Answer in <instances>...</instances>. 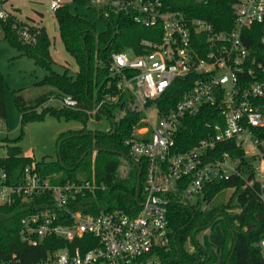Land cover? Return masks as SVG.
Here are the masks:
<instances>
[{"label":"built area","instance_id":"1","mask_svg":"<svg viewBox=\"0 0 264 264\" xmlns=\"http://www.w3.org/2000/svg\"><path fill=\"white\" fill-rule=\"evenodd\" d=\"M9 1L0 0V20L9 21L15 14L5 8ZM165 1L88 0L104 20L118 15L155 29L153 39L141 41L140 52L126 48L110 55L107 66L112 79L105 86L110 92L92 111L96 114L113 105L117 118L127 111L140 113L124 140L129 156L145 165L140 211L129 215L115 209L96 216L83 212L77 198L94 193L95 179L53 184L56 175L43 177L35 164L25 168L24 178L15 184L3 171L0 175V205L44 194L55 198L53 207L22 220L20 237L31 246L50 236L69 245L49 252L36 264H163L158 250L169 248L172 235L167 205L180 186L182 196L191 200L206 185L239 177L245 187L258 184L264 203V140L257 133L264 127V0H236L234 25L226 31H218L206 19L172 11ZM62 5L58 0L50 2L54 12ZM32 27L13 18L12 28L26 44H36L38 32ZM254 33L260 34L257 55L244 38ZM189 77L194 78L192 87L171 104L175 81ZM58 101L69 109L79 105L68 95ZM206 106L215 110L214 122L205 123L211 132L183 150L182 128ZM227 141L242 149V158L229 152L213 158L216 145ZM85 235L92 239H84ZM77 241L90 248L73 247ZM260 245L264 253V239ZM0 264L21 261L13 256Z\"/></svg>","mask_w":264,"mask_h":264},{"label":"trees","instance_id":"2","mask_svg":"<svg viewBox=\"0 0 264 264\" xmlns=\"http://www.w3.org/2000/svg\"><path fill=\"white\" fill-rule=\"evenodd\" d=\"M74 1L89 6L88 0ZM165 2L172 11H181L189 16L206 19L218 31L230 30L234 25L233 5L236 0ZM55 18L64 48L78 65L75 78L69 75L68 70L63 74L53 70L51 41L44 28H41L40 34L37 35L36 44H24L18 40L12 29L13 18H10V21L0 20L4 38L11 46L47 72L37 85L50 86L55 90L38 97L32 103L26 102L19 94L14 95L20 114L21 132L23 134L27 124L44 121L48 116L81 122L83 128L69 130L59 135L58 158L51 163H34L32 158L24 156L22 148L16 144L22 134L13 142L6 141L7 156L0 158V168L7 175L8 182L13 184L22 181L25 168L32 164H35L36 170L43 177L56 175L52 179L53 184L95 179L98 188L94 193L86 192L85 196L77 198V202L82 204L83 212L96 216L118 209L129 215H136L143 202L145 165L140 161L137 163L138 166L133 164L131 161L133 158L129 156L124 140L130 135L140 118V113L127 111L123 117L117 118L113 112L115 106L105 105L95 116L99 119L102 114L107 115L112 122V129L107 132H92L88 130L87 123L96 104L104 94L110 92L105 90L106 84L112 79L107 66L110 55L126 48H134L140 52L141 41L153 39L155 29L138 26L122 16L111 15L105 19L107 30L97 33L94 24L73 14L66 4L55 12ZM244 38L252 53L257 55L261 49L260 34H246ZM99 62L103 65L99 66ZM262 77L264 79V76ZM193 79L189 77L175 81L173 90L175 99L170 101L171 104L178 101L183 93L192 87ZM5 85V78L0 72V123L7 119ZM53 94L58 97L68 95L75 98L79 104L78 108L44 107ZM214 111V107L206 106L204 112H200L191 119V123L184 125L179 141L183 145V150L191 149L211 132L205 127V123L214 122L211 114ZM257 133L264 140V127ZM94 149L100 151L94 152ZM113 151L123 152L131 160ZM225 152L231 153L234 157L242 158L244 155L234 141H227L216 145L213 158ZM84 155V159L81 160ZM124 163L128 167L121 171ZM139 168L142 174L137 200ZM182 188L183 186H180L176 193L170 195V202L167 205L172 235L169 248L158 250V256L163 264H264V253L260 245L264 239V203L259 197L258 184L245 187L243 179L232 177L223 183L206 185L193 200L182 196ZM228 189H233V193L226 201L223 194ZM54 203V196L47 198V194H44L26 201L18 199L13 204L0 205V262H8L16 256L21 264H36L45 259L49 252L69 245L62 239L50 236L40 240L38 245L31 246L20 237L22 220L47 206L53 207ZM217 227L223 236L219 253L208 235H203L201 241L197 239L202 232L209 229L213 232ZM84 239H92V236L85 235ZM188 242L192 245V250L187 249ZM72 245L73 247L80 245L83 250L90 248L79 241ZM93 245L96 246V242Z\"/></svg>","mask_w":264,"mask_h":264},{"label":"rangeland","instance_id":"3","mask_svg":"<svg viewBox=\"0 0 264 264\" xmlns=\"http://www.w3.org/2000/svg\"><path fill=\"white\" fill-rule=\"evenodd\" d=\"M52 0H10L5 8L13 14L14 22L20 24L21 21L33 26L31 29L40 34L41 28H44L50 38V53L53 59L52 68L55 72L63 74L69 71V75L75 78L78 72V65L75 60L67 53L60 38L58 22L55 18V12L50 8ZM66 4L69 10L94 24L97 33L107 30V23L104 18L90 6L74 0H58ZM12 20V19H11ZM10 21V20H9ZM13 25V24H12ZM13 29V28H12ZM18 40L24 43L20 38L17 29H13ZM0 32L2 26L0 21ZM25 44V43H24ZM0 72L5 78V105L7 119L0 123V158L7 156L6 141H14L21 136L20 114L15 104L14 95H21L26 102L32 103L38 97L53 90L50 86H38L47 72L37 66L32 59L22 56L17 49L13 48L9 41L0 38ZM59 97L56 94L44 105L61 107ZM112 127V122L107 115L102 114L98 119L95 113L92 114L87 123L88 130L92 132H107ZM83 124L78 121L59 120L48 116L44 121L32 122L24 127L21 139L16 143L22 148V153L36 162L51 163L58 158L57 139L63 132L69 130H79ZM15 144V143H13ZM128 165L124 163L121 171H124ZM2 169L0 168V175ZM233 189L224 192V198L227 201ZM193 200V199H191ZM203 235H208L210 241L218 243L223 238L220 228L217 227L213 232L209 229L198 235V241L202 240ZM222 241V240H221ZM216 245V244H215ZM217 246V245H216ZM187 249L192 250V245L188 242Z\"/></svg>","mask_w":264,"mask_h":264},{"label":"water","instance_id":"4","mask_svg":"<svg viewBox=\"0 0 264 264\" xmlns=\"http://www.w3.org/2000/svg\"><path fill=\"white\" fill-rule=\"evenodd\" d=\"M4 35H3V32H0V38H2ZM114 132H115V129H114ZM100 151V149H94V152H98ZM113 153L115 154H119V155H122L123 157H126L128 159H130L128 156H126V154H124L123 152H120V151H113ZM86 155V154H85ZM85 155L81 158V160L84 159ZM80 160V161H81ZM131 160V159H130ZM133 162V164L137 165V162L135 160H131ZM141 174H142V171L141 169L139 168V175H138V178H137V189H136V198L138 200V196H139V191H140V186H141Z\"/></svg>","mask_w":264,"mask_h":264},{"label":"crops","instance_id":"5","mask_svg":"<svg viewBox=\"0 0 264 264\" xmlns=\"http://www.w3.org/2000/svg\"><path fill=\"white\" fill-rule=\"evenodd\" d=\"M221 232V231H220ZM223 237V236H222ZM222 240V239H221ZM220 240V242H218V243H214V244H216L217 245V252L219 253V251H220V247H221V244H222V241ZM192 249H193V247H192Z\"/></svg>","mask_w":264,"mask_h":264}]
</instances>
